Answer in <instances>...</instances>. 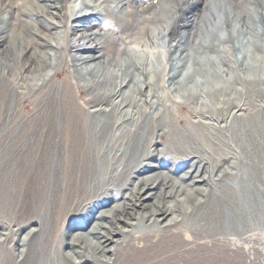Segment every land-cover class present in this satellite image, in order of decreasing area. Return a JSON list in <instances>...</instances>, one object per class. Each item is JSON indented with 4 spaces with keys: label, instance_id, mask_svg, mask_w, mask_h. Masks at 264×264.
Wrapping results in <instances>:
<instances>
[{
    "label": "bare ground",
    "instance_id": "6f19581e",
    "mask_svg": "<svg viewBox=\"0 0 264 264\" xmlns=\"http://www.w3.org/2000/svg\"><path fill=\"white\" fill-rule=\"evenodd\" d=\"M221 2L0 0L1 94L15 90L16 79L34 82L39 63L37 82L45 80L48 48L56 55L64 48L70 98L87 105L78 117L60 104L49 158L32 151L0 180V212L23 190L15 233L30 228L28 243L15 241L20 248L3 259L0 250V264H104L97 255L124 243L132 253L121 264H169L166 254L185 245L215 251L211 263L198 255L197 264H221L230 253L219 237L230 242L233 233L264 227V27L249 24L253 15L244 10L255 6L264 24V4L231 0L242 8L233 37L231 13H214ZM226 30L228 40L207 44ZM246 93L263 95L257 113H239ZM181 106L186 114H178ZM155 229L163 232L158 239L149 236Z\"/></svg>",
    "mask_w": 264,
    "mask_h": 264
},
{
    "label": "rangeland",
    "instance_id": "374dc122",
    "mask_svg": "<svg viewBox=\"0 0 264 264\" xmlns=\"http://www.w3.org/2000/svg\"><path fill=\"white\" fill-rule=\"evenodd\" d=\"M18 1H21V0H18ZM134 1L137 2L136 3L137 5L141 6V4H145V5L154 4L155 1L157 0H142V2L141 0H134ZM221 1L222 2L219 5L218 11H214V13H217V14H219L220 12L222 14H226V12L231 13V15L229 16L231 17L230 21H233V23H232V27L229 29L232 30L233 28L232 30L233 37H237L238 36L237 26H236L237 21H236V18H234L233 16L240 13L242 8H238L236 5L232 4L231 0H221ZM259 1L262 4H264V0H259ZM76 3L77 4L74 5V8H73L75 12H77V10L81 7V5L80 6L78 5L82 4V1L81 2L78 1ZM207 4L210 5V0H202V6H205ZM241 5H244V3H242ZM140 9L144 10L142 7H140ZM0 10L2 11L4 10L3 5L0 6ZM244 10L245 12L247 11L246 13L248 14V16L253 15L254 21H252L251 18L250 20L248 19L249 24H252L251 22H254V24L257 25V28L264 27V24L261 21L262 19L260 20L259 14L257 13V9L255 8V6L248 5L246 6V9ZM1 17L2 16H0V18ZM223 26H224V23H223ZM198 28H200V30H198L197 27L194 30H192L193 35L195 37L191 36L192 37L191 40L192 39L195 40L196 47L198 45L200 47V44H197V43L200 42L199 34H200V31L203 30V25H199ZM226 33L227 35L225 36V35H221L220 33H218V31L216 32L214 31V34H212L211 38H209V41L207 42V44L211 45L215 43V44L220 45L221 41L228 40L231 35V34H228L227 30H226ZM214 37L216 38L220 37L219 39L220 42L215 41ZM51 43H55V42L51 40ZM63 50L64 48L61 51L58 50L59 54L56 55L55 49L48 48L47 57L50 59V62L52 63V65H49V68H48L49 76L46 79L44 78L45 80L37 82L38 74L44 75L43 67H41L40 66L41 63H39V66H38L39 71L32 73V75L37 74V76L33 78L35 79L34 82H29L28 79L26 78L25 79L23 78L24 79L23 81L19 79L17 81L16 79L14 82L15 83L17 82L18 84L15 85V90L9 91V93L6 94V96L5 95L3 96L0 91V180H2L4 176H6L7 173H10L9 172L10 167L14 169V167L16 168L18 166H21L26 159L25 155L27 154V157H28L30 153H32V151L36 153V155L38 156L37 158L40 161L41 159L43 161L44 156L49 158L50 156L49 153H51V151L54 149L53 147L54 145H56L55 142L58 140L54 133L55 132L54 131V128H55L54 115L57 113L60 104L64 106L66 105L67 107L66 106L65 107L68 108L70 112H75L78 117L83 115L84 111L87 109V105L84 104L85 98L84 99L81 98L83 100L80 99L81 103L77 99L78 97L76 95H75V101H73L70 98V94L73 91L74 87H73V84L68 82L67 79L65 78L69 72V69L68 68L66 69L64 66L60 65L59 63L61 60L60 56L63 54ZM172 51L171 53L173 54V52H175L173 54L175 55L176 51H173V52ZM200 52H202V49L200 50ZM106 68H103V70L101 69V71H105ZM87 71L89 70H84V72H87ZM24 74L26 77V73H23V75ZM93 83H94V86L97 88H101L102 87L101 85H104V83L102 82H91V84ZM82 84H84V82ZM110 84L111 86L112 85L119 86V83H116V82H113V83L110 82ZM19 85L20 86L22 85V87L21 88L17 87ZM12 91H13V95H12ZM78 96L83 97L84 91L80 93L78 92ZM261 98H263V95L254 94L250 96V94L248 93L244 94V96L241 97L243 101L242 100H241L242 102L240 101V103L243 104L242 105L243 107L239 111V113L244 114V115L249 114V112L257 113V110H260ZM256 104H259V105H256ZM222 106L224 107L223 104ZM229 106H230L229 108H231L234 105L231 104ZM257 106L259 107L257 108ZM73 108L75 109L73 110ZM187 110L188 109H186L184 106H181L180 110H178V114H181V115L186 114ZM90 115L88 116V119H87L88 125H91L93 122V119ZM250 119L245 121V124L247 126L252 123L258 126L254 122H250ZM257 120L258 119H256V121ZM186 122L187 124L189 122L187 118H186V121L184 119H180L178 123L181 125L182 124L184 125L186 124ZM12 140L14 141V144L12 143ZM207 150L211 151L210 148H207ZM128 153H129V149L127 150V155ZM124 158H126V155L124 156ZM227 167H228L227 165H224L222 169L227 170L226 169ZM112 168L113 167H110V170ZM43 170L46 172L48 170V167L43 168ZM217 182L218 181L216 180V183ZM28 194H26V196ZM19 198L20 197H18L17 199L14 198L10 200L8 206L3 210V213L0 212V235H1L0 239H2L0 240V250H2V248L4 250V252H2L3 253L2 259H3V256H5V254H7L9 250H11L9 248L11 247L12 249L20 248L15 245L16 244L15 241L18 242L19 240H26V243H28L30 239V236H27V233L30 228H27V230L23 231V233L22 231L17 234L15 233L17 229V224H18V221H17L18 218H16L17 215L15 213L16 211H18L19 213V208H21L22 204H24L25 202L23 190L21 192V198L20 199ZM178 199L180 200V202L182 203L184 202L185 205L188 206L185 198L179 197ZM33 203L35 204L36 202H33ZM28 209H29V205H28ZM75 220L76 221L81 220L80 215L76 217ZM157 231H160V230L155 229L149 232L150 233L149 236L154 235L155 237L154 236L153 237L155 239H158V237L162 236L163 232L162 231L157 232ZM248 231L249 232H247V234H244V235L241 232L233 233V236L230 237L231 239L230 242L228 238L219 237V240L216 241L217 244L221 248L226 250L228 254L230 253L229 255L226 256L227 259L221 264H235L236 262H237L236 264H264V227L262 228L254 227V228L249 229ZM251 232H252V235H251ZM7 234H8L9 239H11L14 236L13 241L9 242L10 244L8 243V240L5 241V237ZM232 239L234 240V242ZM1 244H3V246H1ZM137 244L142 245L143 242L138 239ZM121 247L122 248L118 247L117 251L115 250L113 252L107 253L106 256L97 255L96 260L100 259V261H102V263L104 264H110V263L121 264L124 260V256L132 253L131 248L123 249V247H125V243ZM240 249H244L246 254L248 253L247 258L246 257L242 258V256L240 255ZM217 251H219L218 248H217ZM15 254H16V257H18L19 251L16 250ZM213 254H216L215 251L207 250V251L202 252V250H199V252H197L195 247L191 245H185V246L179 247L177 251H170L169 253L166 254V256L169 259V262H170L169 264H186V262L197 264L198 255H201L200 257L207 263V259H209ZM210 260H212V257L209 259V262L211 263ZM0 262L2 263V260ZM89 264H95V261H92V263L90 262ZM132 264H148V263L141 261V260H137L133 262Z\"/></svg>",
    "mask_w": 264,
    "mask_h": 264
}]
</instances>
